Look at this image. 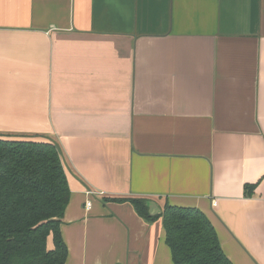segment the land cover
<instances>
[{"label": "crops", "instance_id": "0c3cea01", "mask_svg": "<svg viewBox=\"0 0 264 264\" xmlns=\"http://www.w3.org/2000/svg\"><path fill=\"white\" fill-rule=\"evenodd\" d=\"M0 138L59 146L64 264H172L129 198L264 264V0H0Z\"/></svg>", "mask_w": 264, "mask_h": 264}, {"label": "trees", "instance_id": "16d2710c", "mask_svg": "<svg viewBox=\"0 0 264 264\" xmlns=\"http://www.w3.org/2000/svg\"><path fill=\"white\" fill-rule=\"evenodd\" d=\"M61 156L53 142L0 138V264H64L70 190ZM127 200L146 221L161 219L172 264H232L199 209L164 205L151 216L147 199Z\"/></svg>", "mask_w": 264, "mask_h": 264}, {"label": "water", "instance_id": "95a60500", "mask_svg": "<svg viewBox=\"0 0 264 264\" xmlns=\"http://www.w3.org/2000/svg\"><path fill=\"white\" fill-rule=\"evenodd\" d=\"M146 206L148 207V212L151 216L158 215L162 212V209L160 208L158 203L153 200H147Z\"/></svg>", "mask_w": 264, "mask_h": 264}, {"label": "built area", "instance_id": "2783aa9c", "mask_svg": "<svg viewBox=\"0 0 264 264\" xmlns=\"http://www.w3.org/2000/svg\"><path fill=\"white\" fill-rule=\"evenodd\" d=\"M87 193H88V194H90V193H91V191H88ZM214 203H215V201H213V204H214ZM89 204H90V202H89V201H88V202H86V205H87V206H89Z\"/></svg>", "mask_w": 264, "mask_h": 264}]
</instances>
